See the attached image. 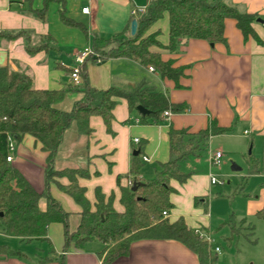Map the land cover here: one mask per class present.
Instances as JSON below:
<instances>
[{
	"label": "crops",
	"instance_id": "obj_1",
	"mask_svg": "<svg viewBox=\"0 0 264 264\" xmlns=\"http://www.w3.org/2000/svg\"><path fill=\"white\" fill-rule=\"evenodd\" d=\"M149 1L0 0V33L24 32L11 39L0 37V66L29 75L31 86L36 90H65L58 106L69 110L82 97L70 78L76 66L75 53L90 47L94 35L107 38L127 33L133 9H144ZM224 2L264 21V0ZM83 8H87L84 13ZM37 10H43L42 14ZM62 16L72 24L65 22ZM223 24L224 42L211 45L201 39H182L174 51L163 47L169 42L166 13L146 30L145 36L154 35L160 44L150 50L158 52L161 60L172 61L173 66L183 68L177 80L178 87L173 80L160 78L152 66L144 67L133 59L87 62V81L93 88L130 90L144 83L164 94L170 104L181 105L183 109L178 112L165 110L169 116H164V111L157 124H141L139 113L130 111L125 99L117 98L108 129L103 119L95 115L88 119V135L80 134L73 125L64 131L53 166L58 171H85L87 175L76 176V181L84 189L91 210L95 209V192L99 190L105 202L111 196L114 211L122 212L120 189L130 182L133 149L141 148L138 176L150 180L169 159L170 128L195 134L214 121L217 127L228 131L209 136L198 155L179 162V168L183 167L182 171L188 172L189 177L183 184L170 181L175 189L169 197L173 208L165 218L174 221L182 217L191 231H198L209 239V242L202 240L208 245L209 264H264V221L256 217L264 205V23L256 20L251 23L259 42L252 36L244 38L233 19L227 18ZM27 48L38 50L29 52ZM135 138L137 144L132 141ZM215 152L222 154L219 175L237 177L227 167L233 162L241 168L244 184L233 192L231 201L225 206L216 205L215 197L209 205L206 199L218 185L210 182L213 176L209 171L212 166L209 155ZM9 156L10 164L36 191L42 192L47 153L40 143L24 135L19 143L13 142ZM143 157L148 160L143 161ZM249 157L255 161L256 169L252 173L247 163ZM58 184L68 185L69 179L56 177L49 183L48 191L68 213V229L74 231L81 208L59 189ZM38 205L43 209L45 198H40ZM230 217L234 225H241L240 233L233 234L229 225L224 224ZM212 226L219 230L226 228L227 253H221L210 234L203 232ZM250 227L253 233L255 229L262 235L263 245L257 247L249 234ZM0 235L8 238L6 240H18L12 239L9 244L2 239L0 245L19 253L14 256L0 252V264H58L60 255L62 264H101L106 253L104 244L96 239L87 241L81 249L71 245L63 252L61 223L49 224L46 240H37L42 245L40 252L23 247L18 238L1 232ZM45 242L48 249L43 247ZM216 247L218 253L214 251ZM109 264H199V261L195 253L178 241L140 239L131 242L125 256Z\"/></svg>",
	"mask_w": 264,
	"mask_h": 264
},
{
	"label": "trees",
	"instance_id": "obj_2",
	"mask_svg": "<svg viewBox=\"0 0 264 264\" xmlns=\"http://www.w3.org/2000/svg\"><path fill=\"white\" fill-rule=\"evenodd\" d=\"M48 1V0H46ZM42 11L37 10L40 15ZM167 14L169 22V42L163 46L174 51L180 40L201 39L209 44L224 42V20L235 21L237 29L244 38L258 37L251 27L256 16L240 12L234 6L227 5L224 0H150L143 12L131 15L136 19V32L130 35L119 33L107 38L94 35L91 39L90 54L79 65L81 83L76 87L82 97L69 110L58 105L65 95V90H36L31 86V78L25 73L9 70L0 66V232L8 237L18 238L22 242L46 240L47 227L51 223L63 225V252L72 245L81 249L84 243L98 240L104 244L105 256L101 264H109L112 260L125 256L131 242L140 239L175 240L197 255L199 264H209V251L206 242L199 239L188 228L182 217L169 221L162 213L173 208L170 195L175 189L170 185L174 180L183 184L189 177L188 172L179 168V162L188 156L198 155L211 135L228 131L217 127L211 121L208 127L195 134L186 130L169 129V159L161 164L160 170L150 180L138 176L141 162L138 160L141 148L133 149L138 153L132 156L129 169L130 185L121 187L120 204L122 212L111 207V196L104 201L99 190L95 192V209L84 196V189L78 186L76 176H86L83 169H54L53 161L64 131L75 126L80 134L88 135L90 116H100L106 128L112 119V109L117 98L127 102L130 111L138 105L148 110V114L140 115L141 124H157L165 110L178 112L181 105L170 104L167 97L154 87L140 83L130 90L116 87L99 90L89 85L86 76V63L97 62L109 58H129L138 61L142 66H152L162 79L175 82L183 74L182 67H175L172 61L161 60L158 52L150 50L152 46L160 47L154 35H146V30L163 14ZM62 15V14H61ZM65 22L71 23L69 19ZM72 24V23H71ZM24 34V32L0 33L7 39ZM29 52L36 49L27 48ZM24 135L33 137L40 143L41 149L47 153L44 169L45 187L42 192L36 191L27 180L6 160L9 155V140L19 143ZM254 160H247L249 172L255 171ZM66 176L68 185L57 186L68 194L81 208L79 223L74 231H69L65 212L58 202L49 194V183L56 177ZM136 184L134 191L131 186ZM45 198V207L38 205L40 198ZM196 200V199H195ZM256 217L264 221V205L257 211ZM230 217L224 224L229 225L233 234H238ZM249 234L253 235L250 227ZM254 241V240H253ZM0 252L18 256L17 251L0 245ZM63 263V257H58Z\"/></svg>",
	"mask_w": 264,
	"mask_h": 264
},
{
	"label": "rangeland",
	"instance_id": "obj_3",
	"mask_svg": "<svg viewBox=\"0 0 264 264\" xmlns=\"http://www.w3.org/2000/svg\"><path fill=\"white\" fill-rule=\"evenodd\" d=\"M249 152V150L247 151V153ZM247 153H245V157H247ZM227 163V162H226ZM221 164V162H220ZM220 164L219 165H212L209 166V171L212 172L211 176H213L215 178V180L217 182H220V184L216 185V189H214V191L207 195V203L209 205L210 201L214 198V201L216 203V205L218 206H225V204H229V202L231 201V196L233 195V192L239 188L240 185L244 186L242 179H241V172H232V175H238L237 177H225L223 175H219L218 172H220L219 168H220ZM182 165V164H181ZM229 170H230V162L227 164ZM236 165V164H235ZM239 167V165H236ZM184 168L182 167V170ZM226 181H229V183H226ZM209 207V206H208ZM217 227H213L209 230V231H203L206 232L205 234L209 233L213 242L220 248L221 253H227L229 251V246L226 243L225 240V236L224 235L226 228H222V229H216ZM235 229L238 231V233L241 232V225H235ZM252 237L255 240V243L257 245V247L263 245V237L261 234L257 233L256 230L254 229V233L252 235ZM5 239L6 243H9L13 238H9L11 240H6L8 238L0 235V240ZM12 241H18L13 239ZM243 240H240V242ZM10 244V243H9ZM23 247L32 249L33 251L36 250V252H40L39 250L42 248V245L40 244L39 241L37 240H32L30 242H23L22 244ZM45 249H48V245L45 242L44 246Z\"/></svg>",
	"mask_w": 264,
	"mask_h": 264
},
{
	"label": "built area",
	"instance_id": "obj_4",
	"mask_svg": "<svg viewBox=\"0 0 264 264\" xmlns=\"http://www.w3.org/2000/svg\"><path fill=\"white\" fill-rule=\"evenodd\" d=\"M86 11H87V8H83L82 9L83 13L86 12ZM141 12H143V9H141V8L133 9V11L131 12V15H136L137 13H141ZM92 53L93 52H92L90 47H85L81 51H78V52L75 53L74 60L76 62V66L72 68L71 73H70V78H71V82H72L73 85H79L81 83V77H80V74H79V65L82 64L83 61ZM149 70L152 71V68L150 67ZM163 115L167 117V116H169V112L165 111L163 113ZM132 141L135 144L138 143V139L137 138L133 139ZM8 147H9V151H11L12 148H13V141L12 140H9ZM221 158H222V154L220 152H215V153L209 155V161H210L211 165H219L220 161H221ZM6 160L8 162H10L11 161V157L8 155L6 157ZM147 160L148 159L146 157H143V161H147ZM210 182H211V184H220V182H217L214 177H211ZM129 185H130V182H129ZM162 215H163V217H166L167 213L163 212ZM194 234L197 235L199 237V239L206 240L207 242H209V239L205 238L204 234L198 233V231H194ZM214 251H215V253H218L219 252V248L216 247L214 249Z\"/></svg>",
	"mask_w": 264,
	"mask_h": 264
},
{
	"label": "water",
	"instance_id": "obj_5",
	"mask_svg": "<svg viewBox=\"0 0 264 264\" xmlns=\"http://www.w3.org/2000/svg\"><path fill=\"white\" fill-rule=\"evenodd\" d=\"M257 22L259 23H264V21L262 19H259L257 18L256 19ZM136 26H137V23H136V19H132L131 22H130V27H129V32H130V35H134L135 32H136ZM136 111L140 114V115H146L148 114V110L145 109L144 107H142L141 105H138L136 107ZM138 152L137 151H134L133 152V155H136ZM240 167L236 166L235 163L231 162L230 163V170L233 171V172H236V171H240ZM136 188V184L134 183L132 186H131V191H134ZM0 216H1V213H0Z\"/></svg>",
	"mask_w": 264,
	"mask_h": 264
}]
</instances>
